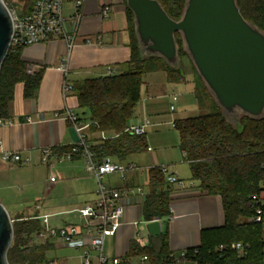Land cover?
Instances as JSON below:
<instances>
[{
  "label": "crops",
  "instance_id": "1",
  "mask_svg": "<svg viewBox=\"0 0 264 264\" xmlns=\"http://www.w3.org/2000/svg\"><path fill=\"white\" fill-rule=\"evenodd\" d=\"M106 4L110 5L111 10L106 17H101L100 8ZM81 12L82 19L75 35V44L70 51L65 42L60 39L32 44L21 50L20 58L26 65V73L30 75L39 73L40 82L30 97L24 96V84L17 83L13 97L7 104V116L0 119V193L2 199L12 207L13 212L20 213L15 207L16 202L19 203L22 199L17 200L18 194L10 190L8 181L11 178L23 181L17 175L19 172L27 171L25 165L42 162L44 148L50 151L47 165L61 164L58 178L54 176L55 182L50 185L47 182V187L71 185L73 188V191L65 192V195L57 199L56 203L62 207L61 210L44 214L42 217L35 212L39 215L38 219L42 228L45 216L49 227H59L69 223L80 225L82 219L79 217L78 209L87 205H96L98 198L96 188L91 187L90 184V180L95 178L86 170L84 157L76 155L71 160L57 161L58 157L67 152L70 145L77 140L74 126L66 119L65 111L71 110L78 116L80 124L84 126L88 143L97 137H113L112 133L91 131L89 113L78 107L72 88L85 79L124 72L131 54L125 0H87ZM98 36L100 43H96ZM87 40L89 42H86ZM109 70L112 73H109ZM144 76L145 79H143ZM141 80L140 98L132 116L136 119H130L128 126L143 124L148 118L157 121L158 106L155 101L164 96H172L171 100L175 102L174 95L166 94V91L182 86L186 77L184 75L181 80H172L166 71L156 70L143 73ZM189 80L193 84L195 100L199 103L196 96L197 81L194 77ZM159 86L160 91L157 90ZM64 87L67 89L64 90ZM182 90L180 89L181 93ZM159 126L160 122L157 121L150 122V125L145 128L146 149L144 151L130 154L123 160L112 158L126 166L134 165L135 168H127L122 177L115 173L104 178L107 186L120 192L124 211L122 224L118 230L104 238L103 252L108 257L105 252V242L110 239L114 243L113 257L121 259L123 264L132 262L136 264L139 256L127 258L131 240L137 239L141 244H147L151 240L144 228L147 220L143 216L144 202L149 193V169L166 165L169 173L177 180H181L182 184L165 183L169 212L160 219L161 228L167 237L170 252L177 259L176 264H196L179 257L185 250L200 245L203 230L223 224L221 201L217 195L208 194L201 188L198 181L192 179L189 162L179 147V136L178 148L181 157L179 155L164 159L161 152L153 153L149 143L153 139L157 140L159 132H156V128ZM148 148L151 149L148 150ZM4 150L15 152L22 160L27 159V161L7 163L1 157ZM141 154L145 155V164L138 163L140 162L138 157ZM24 167L25 169H22ZM23 178H27L26 173ZM38 206L40 203L34 202L32 207H24L23 210L24 212L37 211ZM71 214H73L72 217L68 218H71L70 220L58 218L54 220L55 223L49 220ZM74 219L79 220L80 223L74 222ZM46 242L51 246L47 250L48 253L61 247L78 251L75 264L79 263L80 254L85 248V246H62L56 239H47ZM68 258L65 256L60 259L63 260V264H66ZM52 261L58 264L56 260Z\"/></svg>",
  "mask_w": 264,
  "mask_h": 264
},
{
  "label": "trees",
  "instance_id": "2",
  "mask_svg": "<svg viewBox=\"0 0 264 264\" xmlns=\"http://www.w3.org/2000/svg\"><path fill=\"white\" fill-rule=\"evenodd\" d=\"M158 1L171 18L178 19L182 14L185 0ZM237 3L244 18L264 28V0H237ZM126 15L131 39L127 69L118 74L85 79L72 88L78 107L89 113L91 131L114 134L113 137H97L89 143L97 161L106 156L123 160L146 149L144 135L125 131L140 98L143 73L164 70L172 80L184 77L181 67L171 69L156 57L140 58L133 15L127 7ZM176 41L182 58L186 55L179 34H176ZM21 50L12 52L10 48L0 70V119L7 116V104L17 83L24 84V96L30 97L40 82L39 73H26V65L20 58ZM197 81L200 85L196 87L197 100L201 103L202 93H205L212 103V111L175 119L173 127L178 132L179 147L189 162L192 179L198 181L208 194L220 198L223 224L203 230L200 245L185 250L179 258L196 264H261L264 253L260 227L250 218L253 215L252 197L261 191L260 183L264 179V118L243 117V129L236 131L221 117L201 79ZM148 186L144 219H161L169 211L164 175L158 167L149 169ZM38 216L12 218L13 239L7 251L9 264H48L46 252L51 246L37 238L42 230ZM233 242L246 245L245 253L231 249ZM220 245H223L222 249L218 248ZM138 256H146L149 264L177 262L163 231L147 244L132 239L127 258Z\"/></svg>",
  "mask_w": 264,
  "mask_h": 264
},
{
  "label": "water",
  "instance_id": "3",
  "mask_svg": "<svg viewBox=\"0 0 264 264\" xmlns=\"http://www.w3.org/2000/svg\"><path fill=\"white\" fill-rule=\"evenodd\" d=\"M133 15L140 58L162 59L181 67L176 34L221 117L241 132V119L264 118V28L241 14L237 0H185L182 14L171 18L158 0H125ZM12 36V18L0 0V70ZM12 218L0 201V264H9ZM150 238L162 233L161 220L147 221Z\"/></svg>",
  "mask_w": 264,
  "mask_h": 264
},
{
  "label": "built area",
  "instance_id": "4",
  "mask_svg": "<svg viewBox=\"0 0 264 264\" xmlns=\"http://www.w3.org/2000/svg\"><path fill=\"white\" fill-rule=\"evenodd\" d=\"M8 7L12 18V36L10 48L12 52L23 49L26 46L44 43L51 39H60L65 42L68 51L75 44V35L79 29L82 19L81 8L87 0H33L28 7H10V0H3ZM69 7V8H67ZM110 5L106 4L100 8L101 17H106L110 12ZM86 42H89L87 40ZM96 43H100L97 37ZM9 48V49H10ZM109 73H112L109 70ZM67 87H64L66 90ZM177 97L174 95L173 100ZM173 105L170 110L173 111ZM66 119L74 126L77 140L70 145L67 152L57 161L71 160L76 155H81L85 159L86 170L92 174L97 182V202L95 206H84L78 209L79 217L82 219L80 225L69 223L59 227H49L46 216L44 226L37 238L46 241L56 239L62 246H85L80 254L78 264H123L118 257L108 258L103 252L104 238L113 235L122 224L124 207L121 201L120 192L105 184L104 178L110 174H119L127 168H135L134 165H124L114 161L111 157H103L100 161L94 158L89 149V143L84 133V126L75 112L66 110ZM150 125L149 120H145L140 125H130L125 131L134 135H145V128ZM151 148H148L150 150ZM50 151L48 148L42 149L41 161L48 163ZM1 157L7 163L26 162L15 153L8 150L2 151ZM164 175L165 183H180L172 174L169 173L166 165L157 166ZM55 182V177L50 176L48 184ZM261 191L252 197L253 215L250 220L260 227V241L264 253V182ZM49 187V186H48ZM223 248V245L218 247ZM230 248L240 254H244L246 245L242 242H233ZM48 264H54L52 260ZM136 264H149L146 256H139ZM264 264V257L262 263Z\"/></svg>",
  "mask_w": 264,
  "mask_h": 264
},
{
  "label": "rangeland",
  "instance_id": "5",
  "mask_svg": "<svg viewBox=\"0 0 264 264\" xmlns=\"http://www.w3.org/2000/svg\"><path fill=\"white\" fill-rule=\"evenodd\" d=\"M33 0H15L13 2H10L11 8H21V7H28L31 5ZM69 8V7H67ZM180 71L182 74L185 75L186 80L182 84V86H176L175 88L168 89L166 91V94H172L177 97V100L173 102L171 100L172 96H164L163 98H160L159 100L155 101L157 107V114H156V120L160 122V126L156 128V132H159V135L157 137V140L153 139L152 142L149 143L151 148L154 152H161L164 159L170 158V157H176L180 155L179 148H178V132L173 128V121L177 118H184L189 116H197L199 114L207 113L212 111L211 106L212 103L207 98V95L205 93H202L201 103H197L193 94V84L190 78L194 77V79L197 81L198 75L196 71L194 70L191 62L186 56H182L181 58V68ZM145 79V76L143 77ZM197 84L199 85L198 81ZM200 86V85H199ZM182 87V88H181ZM160 86L157 88L158 91H160ZM180 89L182 90V93L180 92ZM189 98V100H186ZM186 100V101H185ZM206 103V104H204ZM170 104L173 105L174 110H170ZM140 105V103H139ZM138 105V107H140ZM136 108V107H135ZM137 109V108H136ZM135 117H132L134 119ZM136 119V118H135ZM147 119V118H146ZM149 122L154 123L157 121H154L151 118H148ZM150 130V129H149ZM154 131V129H153ZM149 138V137H148ZM149 140V139H148ZM181 157V155H180ZM139 161L140 164H145V155L141 154L139 155ZM27 168L26 172H19V175L17 177H20L23 179L21 181L17 178H11L8 183L10 185V190L14 194H18L17 200L22 199V201L19 203L16 202L17 206L15 208H18L20 213L13 212L11 210V206L2 199V195L0 193V201L4 205V207L7 209L9 215L11 218H17L22 216H28V215H34V214H40L42 217L44 214L49 213H56L57 211L61 210L60 206H58L57 199L63 195H65V192L73 191L72 186L66 187V185H57L53 188L47 187L46 183L48 182V179L50 176H55L58 178L59 171L61 169V164L56 163L52 166L47 165L43 162H37L35 164H28L25 165ZM22 168V169H25ZM26 173L27 178L24 179L23 175ZM60 181V180H58ZM57 181V184H58ZM106 183V180H104ZM264 182L261 181L260 184ZM71 184V183H70ZM91 187L97 188V182L96 180H90ZM58 199V200H59ZM26 200V202L24 201ZM25 202V203H24ZM34 202H39L40 206H38L37 211H29L24 212L23 208L25 207H32ZM20 204V205H18ZM24 204V206H23ZM37 212V213H35ZM75 214V213H74ZM71 215H64L57 218H50V222H54V220L58 218H66V220L69 217H72ZM76 215V214H75ZM71 219V218H70ZM68 219V220H70ZM74 222L80 223L79 220L74 219ZM140 228V227H139ZM114 243L107 239L105 242V252L108 255V257L114 256ZM78 251H75L73 249H69L67 247H61L58 248L50 253H46V258H50L52 260H56L58 264H63V260L60 259L62 257L68 256L66 264H75L77 259L75 258L78 255ZM40 264V263H39ZM131 264H135L132 262Z\"/></svg>",
  "mask_w": 264,
  "mask_h": 264
},
{
  "label": "flooded vegetation",
  "instance_id": "6",
  "mask_svg": "<svg viewBox=\"0 0 264 264\" xmlns=\"http://www.w3.org/2000/svg\"><path fill=\"white\" fill-rule=\"evenodd\" d=\"M13 1H15V0H10V2H13Z\"/></svg>",
  "mask_w": 264,
  "mask_h": 264
}]
</instances>
